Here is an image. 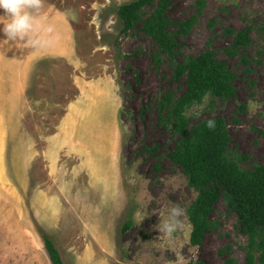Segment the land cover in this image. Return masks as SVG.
Returning a JSON list of instances; mask_svg holds the SVG:
<instances>
[{
	"label": "rangeland",
	"instance_id": "374dc122",
	"mask_svg": "<svg viewBox=\"0 0 264 264\" xmlns=\"http://www.w3.org/2000/svg\"><path fill=\"white\" fill-rule=\"evenodd\" d=\"M130 1L41 0L39 8L28 9L41 30H32L27 41L0 35V264L30 261L33 255L21 247L44 254V235L60 248L65 264H264L262 249L250 257L234 198L217 181L221 194L211 229L201 245L191 244L188 208L198 192L169 157L179 137L161 115L165 96L185 88L173 79L175 66L213 51L236 75V95L225 101L207 97L187 111L189 122L223 117L231 138L227 157L243 170L264 164V0H170L167 28L179 44L173 58L144 31L156 4L144 7L135 30L121 33L118 9ZM60 14L69 19V50H59L50 35ZM194 15L193 26L181 33L176 22ZM9 22L0 16V23ZM244 30L249 40L235 48ZM104 75L119 100L116 108L102 104L112 119L98 127L95 160L83 138L89 132L81 109L88 106L89 88L80 109H66L80 95L79 77L94 82ZM61 119L69 149L58 183L64 195L75 188L77 195L63 198L58 212L56 204L40 207L46 195L57 193L59 176L58 165L49 172L40 153ZM98 174L106 179L93 180ZM39 187L46 195L34 198ZM92 190L101 191L104 203L96 199L95 206ZM33 237L36 244L28 243ZM257 237L264 242V227ZM37 262L52 264L40 256Z\"/></svg>",
	"mask_w": 264,
	"mask_h": 264
},
{
	"label": "trees",
	"instance_id": "16d2710c",
	"mask_svg": "<svg viewBox=\"0 0 264 264\" xmlns=\"http://www.w3.org/2000/svg\"><path fill=\"white\" fill-rule=\"evenodd\" d=\"M170 0H133L120 5L118 16L122 23L121 33L128 35L142 21L146 6L156 8L144 22V31L154 38L161 49L171 58L176 55L178 42L168 30L170 20L166 16ZM202 3L203 0H200ZM196 21L192 16L179 23L181 33H187ZM264 29V26H263ZM249 40L248 31L240 32L234 42L237 48ZM236 75L226 61L217 58L213 51H206L188 61L179 62L174 69L173 79L182 81L185 88L177 96L174 91L165 96L162 118L171 124V130L178 135L169 157L179 164L188 178L189 185L198 192L197 198L188 208L192 224L191 244L201 245L213 224L211 214L221 192L214 187L215 181L224 186L234 198V209L239 216L240 231L250 239L251 252L262 249L260 260L264 263V242H258V234L264 227V164L256 169L243 170L227 157L231 144L228 125L223 117H210L191 125L187 111L207 97L225 101L236 95L233 81ZM213 100L210 104H213ZM131 224L128 223L126 228ZM45 246L52 264H65L54 241L44 235ZM196 264H206L199 262Z\"/></svg>",
	"mask_w": 264,
	"mask_h": 264
},
{
	"label": "crops",
	"instance_id": "0c3cea01",
	"mask_svg": "<svg viewBox=\"0 0 264 264\" xmlns=\"http://www.w3.org/2000/svg\"><path fill=\"white\" fill-rule=\"evenodd\" d=\"M47 21H48V23H49V21H51L53 23V17L50 20L47 19ZM54 23L56 25L53 27V32L50 33V35L52 36L53 40L57 42L56 44H57L59 50L61 48H65V49L69 50V47L71 46V44H70V41H71L70 36L71 35H70L69 19L66 16H64L63 14H60L56 18ZM45 26H46V30L48 31L47 24ZM38 28H39L38 23L34 20V26H33L32 30L35 32L36 30H38ZM43 34L45 35L44 32H43ZM57 46L53 45L51 47H48L47 51L52 50L53 48H56ZM73 53H75L74 48H72V50H70V51H67V57H69L70 59L73 58L72 57ZM92 81L93 80L84 79L82 77H79V85L81 86V88H79L80 95L73 102L68 103L66 111H68V114H69V111L71 110L70 108L72 107V105H74V108L80 109L82 103L80 104L78 102L83 97L84 89L89 88V92H87L88 100L86 101V104L88 106L86 108L82 107V109H81V111L82 110L86 111L85 115L88 119L87 124H85L86 128L83 126V129L85 132H89L88 135L83 136V138L85 140L87 138V141L89 142L88 146L85 147V149H87L86 151H88V153H91L92 157H94V159L96 160L95 153L98 152V149H96L95 153H94V151H95L94 149L99 148V147H96V146H99V139H98V136L96 137V132L99 129L98 127L101 126L102 122H105L106 124L110 125L109 121L112 119L111 114L106 113L107 109L103 108L102 104H103V102H107V103H110L112 107L116 108L118 105L119 98H118V96L115 95V92H112L113 91V84L111 82V79H109L108 76L104 75L100 80H95L94 82H92ZM84 83H87V85L85 86ZM76 103H78V104H76ZM104 117L106 118L107 122L103 121V120H105ZM62 120L63 119H61L60 123L57 125L54 133H52L47 138L46 146L42 149V151L40 153L42 155L43 159L48 163L49 172L52 171L53 164H56L59 167V169H58L59 176L55 177V179H54L56 182V187H58L56 190H58V191H56L57 193H55V194L52 193L51 195H46L45 191L43 189H41L40 187L37 189V191H34V198L35 197L37 198V196L42 197V193H44L46 195V197L43 200H41L42 201V203L40 205L41 208L44 206H47V205L50 206L52 204V206H53L56 204L57 205L56 209L58 210V212L62 211V209H63V207H62L64 204L63 198L68 197L69 199H73L77 195V191H76L77 188L73 189L74 190L73 192H75L74 194H72V193L67 194L65 191V195H64L62 193L60 185L58 183L59 180H61L60 176L63 175L62 174L63 170L61 169V167H62V165L65 164L64 154L69 149V145L64 141V136L62 133L63 132ZM112 123H115V121H113ZM111 149H112V155L114 158L116 152H115V148H113V144H111ZM70 153H72V152H70ZM95 176H97L98 179H93V180H104V179H106L105 176L104 175L101 176V174H98ZM87 179H89V178H87ZM91 193L94 195L93 198H95V204H96V199H97V202H99L100 204L104 203V201H103L104 198H102V196H101V191H99V193H97L96 190L95 191L92 190ZM90 202L93 203V200H91ZM89 205H90V203H89ZM95 206H97V204ZM46 209H48V208H46ZM35 240H37V239L35 237H33V238H30L29 240H27V242L31 243V244H36L35 242H33ZM44 245H45V242H44ZM56 246H57V244H56ZM45 249L47 251L46 246L43 250H45ZM21 250L23 252H26L27 254L29 253L30 256L31 255H33V256L30 259V261H27V262L26 261L23 262L21 259L17 258L15 261V264H38V262H37L38 256H40L41 258H45V259L49 258L50 259L49 253H46V251L44 254L39 253V255H38V254H36L37 253L36 249L32 248V247L29 249V252H27V250H25L23 247H21ZM59 250H60V248H59ZM26 253H24V255ZM43 261H44V259H43ZM50 262H51V260H50Z\"/></svg>",
	"mask_w": 264,
	"mask_h": 264
},
{
	"label": "clouds",
	"instance_id": "9594fccd",
	"mask_svg": "<svg viewBox=\"0 0 264 264\" xmlns=\"http://www.w3.org/2000/svg\"><path fill=\"white\" fill-rule=\"evenodd\" d=\"M41 0H0V16L10 18L9 23H0V35L12 41H27L33 29L34 17L28 9H37Z\"/></svg>",
	"mask_w": 264,
	"mask_h": 264
}]
</instances>
